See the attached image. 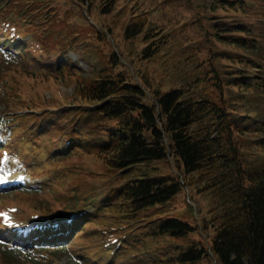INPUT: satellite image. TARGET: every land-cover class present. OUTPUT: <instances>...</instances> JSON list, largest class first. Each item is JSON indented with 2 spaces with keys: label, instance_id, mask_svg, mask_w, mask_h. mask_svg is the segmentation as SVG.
I'll return each instance as SVG.
<instances>
[{
  "label": "trees",
  "instance_id": "trees-1",
  "mask_svg": "<svg viewBox=\"0 0 264 264\" xmlns=\"http://www.w3.org/2000/svg\"><path fill=\"white\" fill-rule=\"evenodd\" d=\"M119 1L76 3L81 5L78 12L89 17L88 12L94 8L104 14L121 10L124 6H119ZM180 1L188 6L193 21L198 22L208 40L235 47H213L211 42L200 41L171 69L170 80L178 82L176 85L150 90L138 72L132 76L125 62L114 64L118 51L108 55L93 43L86 46L74 42L68 48H59V52L42 50L38 57H30L28 42L7 28L14 23L40 26L36 16L28 15L23 0H0V44L23 50L16 54L0 46V126L7 134L0 151L10 150L6 164L17 161L18 170L23 169L27 176L5 195L33 193L55 198V192L59 202L40 205L36 211L45 217L63 209L83 211L75 223L65 220L59 228L51 224V230L72 231L70 239L62 234L54 236V252L75 249L72 245L76 239L96 235L103 241L95 248H77L84 260H91L89 264L143 263L138 236L123 233L122 227L113 224V217L124 210L138 213L169 201L186 184V173H197L213 191V218L218 224L209 248L194 240L169 257L170 264H203L210 252L218 264H264V162L260 168H246L238 140L242 134L255 135L250 141L263 150L253 153L257 154L254 161L264 160V0ZM229 8L244 13L243 17L229 22L218 13ZM138 14H126L121 28L123 39L133 40L146 29L143 36L151 39L143 54L149 51L147 56L151 58L159 49V39L152 37V27L147 28ZM254 14L255 20L251 19ZM101 31L96 28L97 34ZM68 52L76 53V59ZM173 60L174 56L172 63ZM180 77L185 79L180 82ZM29 78L72 84L74 94L62 101L53 94L35 98V94L26 93ZM79 99L87 103L72 102ZM104 121L110 125L102 126ZM21 142L28 144V150ZM76 155L102 157L120 174H130L136 166L173 156L184 176L138 174L122 183L91 178L88 185L81 186L75 172L74 179L63 180L74 170L62 161ZM47 161L53 167L46 169ZM33 166L37 181L27 171L32 168L34 172ZM23 213L30 215L24 210ZM11 226L0 222V227L9 228L3 230L6 234H13L11 228L18 225ZM194 229V225L168 216L157 219L153 233L184 237ZM112 236L113 240L105 242ZM40 240L45 242L47 238ZM41 248L46 249L40 244L34 250ZM96 249L104 250L105 256ZM1 255L6 260L16 258L17 264H30L7 249ZM6 260L1 264H8Z\"/></svg>",
  "mask_w": 264,
  "mask_h": 264
},
{
  "label": "rangeland",
  "instance_id": "rangeland-1",
  "mask_svg": "<svg viewBox=\"0 0 264 264\" xmlns=\"http://www.w3.org/2000/svg\"><path fill=\"white\" fill-rule=\"evenodd\" d=\"M118 3L119 6H124L121 10L115 9L114 13L104 14L94 8L91 12H88L89 17H87L84 12H78V8L81 5L76 3V0H23L24 10L31 17L36 16L40 26L28 23H14L10 24L7 29L28 41L27 52L32 51L30 57H38V53L42 50L59 52V48H68L74 42H82L86 46L93 43L100 52L108 55L118 51V61L114 64L120 66L121 62H125L131 70L132 76H137L138 72L141 76V82L150 90L155 88L163 89V87L165 89L176 85L178 82L170 80L171 69H175L173 66H176V62L180 57L191 54L190 52L193 48L195 49V46L200 41L211 42L213 47L228 49H234L235 47L231 43L208 40L198 22L193 21L192 14L187 9L188 6L180 0H120ZM129 12H139V18L147 23V28L152 27L150 30L155 33L152 37H158L159 41L157 44L159 49L153 57L149 58L147 56L149 51L143 54L145 47H149L148 41L151 39L143 36V33H146V29L133 40L123 39L121 28L127 20L126 14H129ZM218 13L225 15L229 22H234L230 20L232 18L241 19L244 15L239 10L231 8L229 10L220 9ZM256 18V14L251 17L253 20ZM99 27L102 31L97 34L96 28ZM49 47L54 48L49 49ZM20 49H16V51L20 52ZM153 49H155L154 46L151 50ZM21 51L23 52L22 49ZM68 54L74 59L77 57L76 53L68 52ZM200 55H204V52H200ZM173 56L174 60L172 63L171 58ZM98 57L99 54L97 55ZM81 64L88 68L87 64ZM254 69L258 70L257 67H254ZM184 79L180 77L178 81L182 82ZM28 81L30 86H26V89H28L26 93L29 95L35 94V98H40L44 95L51 97L53 94L57 95V101H62L66 100L67 96L74 94V86L72 84H65L58 80L29 78ZM60 90L61 92L59 93ZM25 97L28 99L27 96ZM72 102L87 103L80 99ZM84 108L89 109L88 106H83L82 109ZM96 123L101 126V120L96 121ZM108 125L110 124H105V121L102 124L104 127ZM5 137L4 134H0V141H3ZM254 137L255 135L250 133L238 136L242 151V162L246 168L250 169L260 168L264 162V160L254 161V156L257 154L253 153H260L263 150L250 141ZM21 146L28 150L29 146L26 142H21ZM10 149L13 151L12 148ZM9 151H0V189L17 182L18 178H20V181L27 179L23 169L18 170L17 161L6 164V157ZM49 161L45 162L46 169L53 167ZM62 162L69 164L74 170L68 176H65L63 180L66 182L71 181L74 179V175L77 174L76 178H79L78 182L81 186L88 185L91 178L92 180L99 179L122 183L125 178L136 177L138 174L148 176L169 174L178 178L184 176L177 158L173 156L152 161L147 166H136L135 170L130 174H120L118 170L107 163V160L92 155H76ZM27 171L29 175L33 174L37 181V171L34 169V172H32V168ZM74 172L75 174L73 175ZM185 180L186 184L183 183L182 188L169 201L146 208L138 213H128V211L124 210L113 217L112 222H115L113 224L122 227L121 231L123 233H132L138 236L139 254L145 257L141 264H170L169 257L174 256L194 240L200 241L201 245L209 248L215 234V226L218 224V220L213 218L216 215V202L213 191L208 190L210 188L205 186L206 179L204 180L197 173H186ZM33 183L36 182L33 180ZM55 189L59 190V186H55ZM47 197L45 194L32 193L31 195L6 196L0 193V210L7 212L12 220L16 218L18 220L23 219L27 215H24V210L30 213V221L38 222L35 225L36 228H40L39 230L43 232H48L51 230L46 223H42V218H38L36 211L40 210V205L57 204L59 198L56 197L55 192V198ZM168 216L179 218L194 225V231L184 237H165L154 234L153 227L157 219ZM0 222L2 223L1 217ZM11 223L16 224L17 222L12 221ZM0 242H4L6 247L19 249L22 255L25 254L24 251L29 249V247L22 245L20 242L15 243V238H6L5 234H0ZM99 244L100 238L98 236H86L75 240V249L69 248L65 251L54 252V248H50L54 255H52V258L49 256V258L53 264H86V261L91 260H84L79 257L77 248H83L81 250L83 251L86 250L84 247L93 249ZM2 250L3 247L0 245V264L2 260H6L1 255ZM13 252L18 255L16 250H13ZM37 254L43 253L37 252ZM14 260L16 261V258L6 260V262L8 264H17ZM21 261L26 262L24 259H21ZM203 264H218V262L210 252Z\"/></svg>",
  "mask_w": 264,
  "mask_h": 264
},
{
  "label": "water",
  "instance_id": "water-1",
  "mask_svg": "<svg viewBox=\"0 0 264 264\" xmlns=\"http://www.w3.org/2000/svg\"><path fill=\"white\" fill-rule=\"evenodd\" d=\"M70 212H60L59 214L55 215L53 218L60 219V218H67L69 217Z\"/></svg>",
  "mask_w": 264,
  "mask_h": 264
},
{
  "label": "snow or ice",
  "instance_id": "snow-or-ice-1",
  "mask_svg": "<svg viewBox=\"0 0 264 264\" xmlns=\"http://www.w3.org/2000/svg\"><path fill=\"white\" fill-rule=\"evenodd\" d=\"M0 217H3L7 222H10V217L7 212H0Z\"/></svg>",
  "mask_w": 264,
  "mask_h": 264
}]
</instances>
